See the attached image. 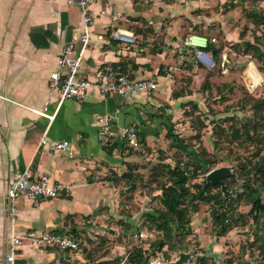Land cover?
I'll use <instances>...</instances> for the list:
<instances>
[{
	"label": "crops",
	"instance_id": "1",
	"mask_svg": "<svg viewBox=\"0 0 264 264\" xmlns=\"http://www.w3.org/2000/svg\"><path fill=\"white\" fill-rule=\"evenodd\" d=\"M224 1L91 0L90 10L96 18L80 74L92 77L104 65H119L132 80H153L156 90L128 103L119 96H102L95 90L83 100H66L59 108L52 101L47 113H55V117L50 122L30 110H41L48 99L49 76L57 68L56 60L72 28L80 21L79 10L68 6L66 0H0V96L4 98L0 99V264H8L5 254L10 220L6 189L29 166L32 179L46 175L50 182L73 183L76 188L56 199L39 200L36 205L19 198L15 231L55 232L78 244L82 242L87 251L78 246L77 251L49 248L40 254L22 245L16 251L14 264H97L111 261L116 251L119 262L114 264H125V248L138 246L149 259L154 257L150 238H134L137 233L153 238L145 225L148 221H140L137 213L126 211L129 206L119 204L120 191L127 189L124 185L116 187L112 179L139 164L141 160L135 154L141 150L139 145H154L177 128L182 98L172 97L176 68L191 57L182 42L192 34L215 38L220 30L228 40L230 33L224 30L226 12L222 7L218 10L225 6ZM102 10L107 15H98ZM112 15L119 18L112 20ZM114 30L133 33L136 45L114 41L110 36ZM215 45L219 47L217 40ZM224 49L222 57L227 59V48ZM185 51L186 55L175 57ZM99 119L107 120L112 130L135 126L139 145L132 149L117 139L100 144ZM43 134L47 143L39 147ZM63 140L70 144L71 157L48 149V145ZM105 233L116 243L108 254L99 256L95 238ZM88 239L95 243L87 245Z\"/></svg>",
	"mask_w": 264,
	"mask_h": 264
},
{
	"label": "rangeland",
	"instance_id": "2",
	"mask_svg": "<svg viewBox=\"0 0 264 264\" xmlns=\"http://www.w3.org/2000/svg\"><path fill=\"white\" fill-rule=\"evenodd\" d=\"M224 2H226L225 6H219L218 10L222 7V10L226 12L224 30L225 33L228 31L230 35L226 40L221 36L223 31L220 30L213 37L216 38L218 44L227 48L225 53L227 59L222 57L221 61V66L227 65V67L223 72L219 68L213 67L214 69L209 72L211 74L206 77L208 72L199 65L197 66L192 55L190 59H186L187 61L183 59L184 61L182 60L176 68L178 76L174 89L175 92L183 95L181 96L182 103L178 107L180 113L176 119L177 128L170 133L171 137L168 138L167 135H164L163 139L151 146L140 147L138 144L141 150L135 151L141 160L136 165L138 182L135 191L124 192L122 204L129 206L130 209L126 211H133L138 214L137 216H141L140 221L150 222L144 214L160 209L159 184L154 183L151 177L153 166L164 164L173 168L179 164L183 167L182 164L188 162L184 150L193 152L197 157L200 148H204L209 156L215 158L216 165L212 170L230 167L233 172L238 161H244V158L253 159L250 151L244 157L233 149L237 147L235 140L231 142L224 139L222 141L218 135H214V132L217 125L229 131L241 127L242 122L251 114L248 107L246 109L240 107L242 100L247 96L264 99V63L254 57L250 60L241 55L246 42L257 43L264 48V24L253 27L252 25L248 26L247 21L249 13L251 16L255 14V11L264 13V0H225ZM226 6L231 7L226 8ZM228 9L229 11H227ZM182 55L184 52L176 53L175 57ZM249 55L252 56V53ZM251 63L254 68H249ZM216 138L220 140L219 147L214 146ZM148 143L152 142L148 140ZM175 145L180 148H174ZM251 148L253 145L248 142L247 149L251 150ZM206 174L200 171L192 183L200 184L202 180H205ZM233 180H227L231 187L230 190L235 189L236 193L242 192L240 189L242 180L237 176ZM215 191V189L212 190L213 193ZM235 194L227 199L233 198L232 200H234ZM232 210L235 219L238 215H242L247 219V222L231 220L227 224L226 233L220 235L212 226L210 208L200 204L198 212L191 214L189 218V233L175 239L171 247L165 246L161 251H157V247H154L153 252L163 251L165 259L170 261H175L179 254H191L193 258L188 264H198L199 260L200 263H202L201 260H204L205 264H264L258 250L245 247L248 241L253 239L252 232L254 230L250 218L245 217L249 210L247 201H235ZM145 225L148 233L153 235L149 241L159 242L162 233L149 229V223ZM95 239L99 246V256L108 254L109 248L116 243L110 241L106 233ZM86 242L90 246L95 243L91 239ZM80 249L87 251V246L84 247L81 242ZM129 251L128 248H125L123 256H127ZM118 254L119 251H116L112 255V259Z\"/></svg>",
	"mask_w": 264,
	"mask_h": 264
},
{
	"label": "trees",
	"instance_id": "3",
	"mask_svg": "<svg viewBox=\"0 0 264 264\" xmlns=\"http://www.w3.org/2000/svg\"><path fill=\"white\" fill-rule=\"evenodd\" d=\"M247 21L248 26H261L264 24V13L255 11V14L252 16L249 13ZM215 43L209 44L208 51L212 54L215 61L214 68H219L223 72L225 67H227V65L221 66L224 47L220 44L219 47H216ZM250 53H252V56L249 55ZM184 54L186 55V51ZM241 55L250 60L254 57L261 63H264V48L257 43L246 42ZM214 68L211 70L202 69L208 72L206 75L208 77L211 74L209 72ZM181 96L183 95L175 92V90L172 93L173 99L181 98ZM240 107L241 109L248 107L251 114L242 122L239 129L235 128L229 131L217 125L214 132V135H218L222 141L224 139L231 142L235 140L237 147L233 149L239 152V154L245 157L250 151L253 157V159L244 158V161H238L236 169L233 171L242 180L240 186L242 192L236 193L234 200L230 198L225 203H222V194L219 191V187H204L205 180H202L200 184L192 183L200 171L208 173L216 165L215 158L209 156L204 148H200L197 157L193 152H186L184 150L188 157V162L182 164L183 167L179 164L173 168L168 165L159 164L151 168L152 181L159 184L160 195L158 196V200L160 209L154 210L153 213L145 214V218L150 221L148 222L150 225L149 229L162 233L161 240L150 245L152 255L156 254V251L153 252L154 247H157V251H161L165 246L171 247L174 240L178 237L189 233V218L191 214L198 212L200 204L207 205L210 208L212 226L220 235L226 233L227 224L231 220L235 222L243 220L246 223L247 219L242 215H238L235 219V215H233L234 211L232 210L235 201L245 200L249 205V210L245 217H249L254 226L252 232L253 239L249 240L245 247L248 246V248L251 247L258 250L264 261V99H255L247 96L242 100ZM166 135L168 138L171 137L170 133ZM248 142L253 145L251 150L247 149ZM219 144L220 140L216 138L214 146L219 147ZM173 147L180 148L177 145ZM131 148L133 149V147ZM137 173L136 165H131L120 177L115 174L112 181L116 187L124 185L127 189L126 192L130 193L136 189L138 182ZM229 179L230 181H234L233 178ZM227 180L224 183L230 190L231 187L227 183ZM213 189L216 190L214 193L212 192ZM124 196V193L120 191L119 204L121 206H126L122 204ZM251 198H253V201H251ZM78 245L80 247V243ZM145 254L146 252L140 246L133 247L127 254L125 264H148L149 256ZM118 262L117 258H113L111 261H103L97 264H114ZM201 262L199 260L197 263L205 264L204 260H201Z\"/></svg>",
	"mask_w": 264,
	"mask_h": 264
},
{
	"label": "built area",
	"instance_id": "4",
	"mask_svg": "<svg viewBox=\"0 0 264 264\" xmlns=\"http://www.w3.org/2000/svg\"><path fill=\"white\" fill-rule=\"evenodd\" d=\"M66 3L68 6L76 7L79 10L80 21L72 28L70 38L64 44L60 56L56 60L57 68L49 76L48 99L45 100L41 110H30V112L51 122L55 117V113L48 114L47 110L52 101L59 108L66 100H83L91 90L97 91L102 96H119L124 98L125 103L134 100L140 94L150 96L156 90V83L149 79L132 80L119 65H104L92 77H84L80 74L83 55L91 39V27L96 14L90 10L91 0H66ZM98 15L104 16L107 15V12L102 10ZM118 18V15L111 16L112 20ZM110 36L114 41L126 46H134L137 43V37L126 31L114 30L110 33ZM215 42V38L192 34L183 40L182 45L192 55L193 61L197 65L206 70H211L215 65V61L208 51V46ZM76 46H79V49H76ZM250 67H253L252 63ZM53 92H57V97H53ZM0 99L4 98L0 96ZM97 124V140L100 144H108L117 139L129 147L135 148L138 146L139 138L135 126L112 130L105 119H99ZM46 143V137L43 134L39 140V147L45 146ZM48 149L53 152L67 154L69 157L72 156L70 144L65 140L48 145ZM75 188L76 185L73 183L50 182L49 177L46 175H40L32 179L30 166L9 183L5 193L6 213L10 220L9 240L5 254V261L8 264H14L16 251L22 245H27L40 254L49 248H57L62 251L78 250V242L68 236L55 232L38 231H27L20 234L14 228L17 214L16 202L19 198H27L36 205L39 200H52L68 195ZM134 238L145 240L151 238V236L137 233ZM166 262H170V260L165 259L163 251L148 260V264H164Z\"/></svg>",
	"mask_w": 264,
	"mask_h": 264
},
{
	"label": "water",
	"instance_id": "5",
	"mask_svg": "<svg viewBox=\"0 0 264 264\" xmlns=\"http://www.w3.org/2000/svg\"><path fill=\"white\" fill-rule=\"evenodd\" d=\"M229 178H236V175L232 172L230 167H220L211 170L205 175L204 187L218 186L223 197L222 203H225L228 197L236 193L235 189L229 191L224 183V181ZM192 258L193 255L191 254H179L175 261L166 262L164 264H188Z\"/></svg>",
	"mask_w": 264,
	"mask_h": 264
}]
</instances>
